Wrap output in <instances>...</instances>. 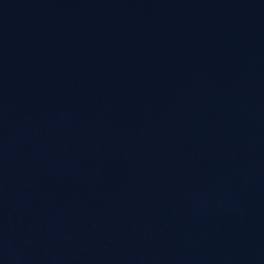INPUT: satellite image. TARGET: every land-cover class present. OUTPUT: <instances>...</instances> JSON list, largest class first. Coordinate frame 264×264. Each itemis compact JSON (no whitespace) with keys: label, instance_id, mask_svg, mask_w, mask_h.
<instances>
[{"label":"water","instance_id":"obj_1","mask_svg":"<svg viewBox=\"0 0 264 264\" xmlns=\"http://www.w3.org/2000/svg\"><path fill=\"white\" fill-rule=\"evenodd\" d=\"M0 264H264V0H0Z\"/></svg>","mask_w":264,"mask_h":264}]
</instances>
